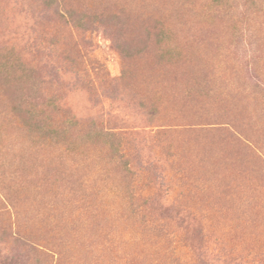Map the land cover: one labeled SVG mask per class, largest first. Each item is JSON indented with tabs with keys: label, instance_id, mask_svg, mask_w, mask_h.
Segmentation results:
<instances>
[{
	"label": "rangeland",
	"instance_id": "obj_1",
	"mask_svg": "<svg viewBox=\"0 0 264 264\" xmlns=\"http://www.w3.org/2000/svg\"><path fill=\"white\" fill-rule=\"evenodd\" d=\"M0 264H264V0H0Z\"/></svg>",
	"mask_w": 264,
	"mask_h": 264
}]
</instances>
